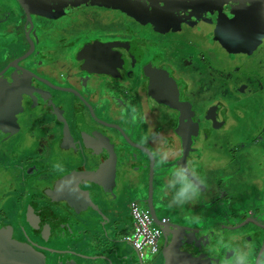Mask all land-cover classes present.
<instances>
[{
  "label": "flooded vegetation",
  "instance_id": "flooded-vegetation-1",
  "mask_svg": "<svg viewBox=\"0 0 264 264\" xmlns=\"http://www.w3.org/2000/svg\"><path fill=\"white\" fill-rule=\"evenodd\" d=\"M228 1L215 0L212 7L206 6L208 8L204 11H200L204 6L202 0L200 5L198 0L195 5L180 2L177 20L168 23L166 18V24L189 26L156 34L152 33L151 23L130 19L133 15L131 9L91 4L54 18L34 14L30 20L21 0H0L3 19L0 20V264H159L160 257L164 259L167 252L175 261V249L169 245L171 241L165 231V226L172 225L167 217L160 220L164 224L155 253L146 249L141 256L126 239L131 229L118 239L131 244L136 253L122 251L115 243L110 246L109 260L102 247L113 238L103 234L102 222L87 225L80 221L81 212L89 208L98 195H103L104 188L114 186L113 195L116 196L117 191L128 189L127 184L135 177L141 178L138 173L145 165L150 168L152 157L156 161L168 156L169 151L164 145L151 147L149 140L145 141L150 133L151 141L156 142L154 131L165 120L173 121L177 126L176 111L158 102L149 91V78L143 70L151 61L159 66H169L174 77L183 79V99L191 103L194 119L200 125L193 151L186 155L192 173L186 174L185 178L201 184L204 177H210L209 182L205 180L210 188L204 195L215 201L221 199L230 206L237 205L234 212H239L241 217L232 225L223 221L215 226L220 232L211 231L215 227L202 229L201 217L194 218L201 226L190 224L186 228L199 232L200 243L195 239L196 245L187 249L188 239L179 237L180 248L188 255L183 264H264V147L259 150L262 154L255 153V149L246 151L249 156L242 160L231 159L236 164L240 162L234 173H227L231 168L225 159L217 154L211 155L213 148L210 154L205 149V143L210 147L214 140L219 146L220 134L237 132L242 119L246 120L249 115L264 121V83L255 76V85H249L242 76L235 78L233 73L239 70L240 64L232 60L238 56L233 51H238L239 47L243 49L240 52H246L239 54L246 61L255 53L249 51L264 45V14L251 18L245 16L239 21L237 11L229 5L230 12H224L222 16L216 4L226 11ZM245 1L247 9L264 4L263 0ZM170 2L177 7L176 1ZM83 10H88L89 20L97 17L90 11H108L103 15L107 25L93 38L75 45L68 44L63 37L55 38L58 26L47 25L48 22ZM210 14L219 16L220 21H215V15L210 17ZM120 17L124 20L122 23H119ZM221 25L228 32L224 37L220 32ZM190 27L206 37L202 42L198 41L199 54L225 55L232 66L227 71L214 68L216 76L222 73L229 78L228 97L218 95L198 112L188 96L193 76L182 72L184 69L176 66L164 50L170 42L185 37ZM213 31L220 40L214 38ZM227 38L234 39L233 44L228 43L232 45H227L233 46L228 53L224 45ZM114 41L132 42L129 52L113 47L125 55L126 62L122 65L118 62L117 70L108 67L100 70L110 74L92 72L93 68L85 64L82 49L86 44L102 45ZM202 88L214 89L208 84ZM156 106H166L169 115L149 120L148 116L153 114L151 109L159 110ZM263 128L264 124H260L256 130L261 133ZM262 136L255 135L251 141L264 143ZM240 146H245V142H240ZM168 148L170 153L175 152L173 145L169 144ZM180 154L182 156L181 149ZM125 155L131 157L127 165L122 164ZM207 157L213 162L204 164ZM248 157H251V163L246 164L244 159ZM159 163L164 165L160 167L162 172L169 168L164 162ZM220 169L222 171L217 175L212 174ZM151 174L147 188L153 196L156 182L150 183ZM238 185L242 194L233 189ZM224 194L226 198H222ZM134 202L140 206L146 204L141 198L127 202L126 219L132 226L131 205ZM202 231L211 236L202 237ZM206 239H210L205 246L208 249L202 250ZM201 253L206 257L198 261Z\"/></svg>",
  "mask_w": 264,
  "mask_h": 264
},
{
  "label": "rangeland",
  "instance_id": "rangeland-1",
  "mask_svg": "<svg viewBox=\"0 0 264 264\" xmlns=\"http://www.w3.org/2000/svg\"><path fill=\"white\" fill-rule=\"evenodd\" d=\"M112 1H118V0H112ZM154 13H147L146 15H144L143 13H139V12H135L133 13V15H131L132 20L134 21H138L139 23H151L154 28V31L152 33H168L171 30L174 31H179L182 30V28L184 26H189V25H167L166 24V18H167V22H172L170 17L167 16V12H172L174 13V10H169L166 12V6L164 7V9L161 7H157L153 8ZM86 11L88 10H83V11H79L76 14L72 15V16H68V17H60L58 19H55L54 22H48L47 25H57V29L55 30V38H59V37H63L66 39V42L68 44H78L81 43L82 41H86L89 38H93V36L99 31L101 30V28H103L105 25V17L103 15H106L105 10H93L90 11L91 13H93V15L95 16V14H97V17L93 18V20H89V17L86 13ZM164 11V12H163ZM112 13V12H111ZM110 13L109 16H111L112 14ZM215 14H210L209 16L212 17ZM217 15L214 16L215 21H220V17H216ZM0 20H3L2 17L0 16ZM124 20H122V18L120 17L119 23H122ZM85 25H83V23ZM185 23V21H184ZM166 24V25H165ZM193 26V25H190ZM207 28H212L211 25H206ZM56 27V26H54ZM136 28H139L137 26H135ZM192 27H190V29L187 30V34L185 35V37L172 41L169 43L168 48L164 49L167 54L169 59L173 60L176 63V66L178 64V67H180L183 71L187 73L189 76H193L192 80H191V85L192 88L190 89V92L188 93L189 98L191 99L196 112L200 111L203 109V107H205V105L210 102L211 100H213L215 97H217L218 95H222L225 97H228V95L230 93L229 89H228V82H229V78L225 76V74H220L219 76H216L214 73V68H219L222 70L227 71L230 68H232V66H230L229 62H228V58L224 55L221 54V56L217 53H206V54H199V48H200V44H199V40L205 39L202 35L194 32L192 29ZM208 31L210 32L211 30L208 29ZM52 32V30H51ZM159 32V33H157ZM214 32V31H213ZM220 32L221 35L224 37V35L226 36L228 34L227 30H225L224 26H220ZM61 34V36H60ZM59 36V37H58ZM214 38H216L217 40H220V38L216 37V33L214 32L213 34ZM211 37V36H210ZM58 40V39H56ZM218 42V41H217ZM234 43V39L233 38H227L225 40V47L227 48V53L229 50H232V48L228 47L227 45H232V44H228V43ZM160 45V44H159ZM163 47V46H162ZM243 49L241 47H239L238 51H233L234 53H236V55L238 54V56H234V58L232 57V60H236L238 61V63L240 64V68L239 70H237L236 72H234L233 74H235V78H238V76H242L244 77L249 85H255V79H253V77H257L259 79L262 80V83H264V45H262V47L257 48L256 47L249 52H252L251 54H253L254 52V56L249 57L248 59H245L246 61L242 60L241 56H239V54H245L246 52H240ZM208 64H210L208 66ZM257 66L259 67L257 69ZM64 70H67L66 67H64ZM56 71L58 72V69H56ZM226 73V72H224ZM184 74V73H183ZM232 82V80L230 81ZM211 88L214 87V89H204L202 88L203 85H207ZM196 86V87H195ZM195 87V88H194ZM260 100H263V97L259 96ZM159 105V104H158ZM159 107L157 111H155V107L152 110L151 116H148V119L153 121L156 118H161V117H165L166 115H169L168 112L165 110V107L162 106H156V108ZM147 112H149V110L147 109ZM165 115V116H164ZM159 118V119H160ZM241 120V119H240ZM252 124V125H251ZM263 125L264 121L263 119L260 120V118L258 117V119H254V117L252 116H247L246 120L242 119L241 121V128H239L237 130V132L232 131L231 132H226V133H222L220 134L221 136L218 138H221V143L219 146H216L215 144V140L210 144V148L206 147V150L208 152H210L213 148L214 152L211 153V155L213 154H217V156L222 157V159L226 160V165L229 166L231 168L230 172L227 173H234L237 171L236 167L240 166V162H238L236 164L237 161L242 160L243 157H247L249 156V154H247L246 151L249 150H255L257 152V154H262L260 153V148L264 147L262 145H264V143H254L253 138L255 137V135H263L264 136V128L261 130L262 132L260 133L259 130H256V127H258V125ZM251 125V128H248V126ZM263 127V126H262ZM242 131V133H240L239 131ZM251 132V133H249ZM160 135V132H158ZM218 133H221V131H219ZM217 133V134H218ZM162 131H161V135H162ZM254 134V136H253ZM262 136V137H263ZM160 138V136H159ZM161 139V138H160ZM252 140V141H251ZM240 142H245V146H240ZM262 144V145H261ZM239 145L237 149L233 150V148ZM258 146V147H256ZM253 155L252 156H256L257 159L260 158L259 155ZM210 155V156H211ZM209 156V157H210ZM209 157H207V163H212L213 161L209 160ZM236 158V162L232 161L231 159ZM251 157L245 158V162L247 163H251ZM209 160V161H208ZM242 163V162H241ZM222 171V169L217 170V171H213L212 174L217 175L218 173H220ZM156 186H160L162 183L159 182L157 184V182L155 183ZM234 190H236L237 192H239V194H242L241 191V187L238 186H234L233 187ZM200 193V191H198ZM180 199H182L180 197ZM203 206L202 209H207L204 206V203H202ZM240 209V208H239ZM166 214L170 215L171 212L169 210H166ZM172 217V216H171ZM199 224H204V219H199ZM198 224V223H197ZM122 224H120L121 226ZM114 233V232H113ZM115 234V233H114ZM238 235V234H237ZM122 236V235H121ZM120 236V237H121ZM122 243H117V246L119 247V249H124L126 248V251H130V252H134L136 253V250L132 247L131 244H126V242H124L121 238L118 240ZM123 244V245H122ZM116 246V245H115ZM125 247V248H124ZM105 248V247H102ZM137 260V258H136ZM139 261V260H138Z\"/></svg>",
  "mask_w": 264,
  "mask_h": 264
},
{
  "label": "crops",
  "instance_id": "crops-1",
  "mask_svg": "<svg viewBox=\"0 0 264 264\" xmlns=\"http://www.w3.org/2000/svg\"><path fill=\"white\" fill-rule=\"evenodd\" d=\"M175 126V122H168V120H165L163 123H159V126L157 127L158 129L154 131L156 142H153V140L151 141L152 137L149 136L150 133H147L145 141L147 142V140H149V144L151 143V147H153L152 145L155 144L157 146L164 145V148L168 149L167 151H169L168 156L166 155L162 157V159H156L154 174H151V166L149 168L147 167V165H145L143 167V171L141 173H138L141 178L138 179L137 177H135L134 181L130 183L131 186L130 184H127L128 189L117 191L116 196L113 195V192L115 190L114 186H111L108 189L106 188V191L103 187V195H98L97 199L95 201H92L91 206L81 212L80 221L86 222L87 225H91L95 221L98 223L102 222L103 227L101 225L100 226L102 227L103 234L106 237L113 238L114 240H119V236L123 235L126 230L130 231L134 228V224L132 226L129 222H127L126 219V213L129 210V207L127 208V202L129 201V199L135 200L138 198H141L143 202L146 201L147 197L150 194L149 188H147L150 174V183H162L158 187L156 186V184H154L155 191L152 197L154 198L153 205L155 207V212L159 221L161 220V218L167 217L172 224L170 226L164 225L165 231L171 241L169 245H172L175 242V237L187 238L188 242L185 244V247H187V249L196 245L195 239L200 243L199 232L197 233L186 228L190 224L198 225L197 223H195L194 218L201 217V219H204V224H202V226L198 225L201 226L204 230L215 227L223 221H226L227 224L232 225L237 219H240V213L234 212L237 205L230 206L229 204H226V202H223L221 199L219 201H215L212 198H208L206 197V195H204L209 191L208 188L210 187L207 185L208 183L206 181L209 182L210 177H204V179H202V183L199 184L196 180H187L182 168L181 170H178L180 167V165L178 164L180 160H182V157L180 154L181 143L179 139H177L173 131V128ZM157 131L160 132V135ZM161 131L163 133L162 135ZM159 136L161 139L159 138ZM171 137L174 138L171 139ZM162 140L163 143H161ZM169 144L174 146L175 152L170 153L171 151L168 148ZM206 147H208V143H205V149ZM206 153L210 154V152H208L207 150ZM159 161L164 162L166 165H169V168H167V170H163L164 173L166 172L165 175L160 169V167L164 165L163 163H159ZM206 163L207 158H205L204 164ZM253 173L256 174L257 171ZM188 184L193 185L197 189V191L195 193L189 192L188 194L182 196L181 191ZM199 190L201 193L198 192ZM225 194L222 198H226ZM180 197L182 199H180ZM202 203H204V206L207 209H202ZM145 206L149 207L146 204ZM166 210H169L171 214H166ZM120 224L122 225L120 226ZM159 224L163 226L164 223L160 221ZM202 232L204 234L202 235V237L206 236L204 238L211 236V234L206 233V231ZM209 240L210 239L204 240L205 243H202V250L208 249V246H205L207 245ZM118 243L122 242L118 241ZM122 251H126V248L125 250L122 249ZM173 253L174 252L172 251L171 256L173 255ZM169 255L170 254H168L167 252L164 255V259L160 257L161 260L159 259V264H162V262L166 264H177L175 261H172V259L169 258ZM173 257H176L175 254L173 255Z\"/></svg>",
  "mask_w": 264,
  "mask_h": 264
},
{
  "label": "water",
  "instance_id": "water-1",
  "mask_svg": "<svg viewBox=\"0 0 264 264\" xmlns=\"http://www.w3.org/2000/svg\"><path fill=\"white\" fill-rule=\"evenodd\" d=\"M24 10L27 13L29 19L31 20L32 15H40L44 17L54 18L59 15L74 11L80 7L88 6V5H99L103 7L110 8H121V9H131L132 13L139 12L146 15L147 13H154L153 8L164 7L166 6V12L169 10H174V13L167 12V16L170 17L171 21H176L177 16L179 14L178 6L181 3L189 2L187 5H195V1L197 0H21ZM170 1H176L177 7L172 4ZM204 6H202L200 11L207 10L209 5L212 7L215 0H202ZM200 5V0H198ZM228 5H226L224 9L216 4V7L221 11L222 16L225 15L224 12H230L229 5L233 7L237 11L238 20L243 21V17H252L264 14V4L255 7L254 9L246 8L245 0H229ZM264 3V0H263ZM208 6V7H206ZM206 7V8H205ZM164 12V11H163ZM264 17V16H263ZM261 17V18H263ZM171 26V25H170ZM224 26V25H221ZM241 26V25H239ZM243 26V25H242ZM132 42L129 41H114V42H105L102 45L100 44H86L82 49V55H85L86 62L85 64L89 65V67L93 68L94 71L98 73H108V71H100L107 70L103 67H108L110 70H117L119 66L118 62L124 64L126 62V57L121 52H117L113 50L114 46L121 47L125 49L127 52L130 51V47ZM82 60V58H80ZM121 64V65H122ZM87 65V67H88ZM120 65V66H121ZM145 75L149 78V91L151 95L160 103H164L172 108L175 112L174 117L177 123L175 133L178 135L181 143V151H182V160L178 164L183 169L184 174H191V170L188 164L189 158L186 157L187 154H190L193 151V142L194 138L198 135V130L200 125L194 119V109L191 103L183 99L184 97V88L185 82L182 78H176L172 75L171 69L167 65L159 66L155 61H151L150 64L146 65L144 68ZM24 85V84H23ZM75 144V143H74ZM74 144L71 147H74ZM72 152V151H71ZM76 155V154H75ZM131 160V157L128 155L123 156L122 164L127 165ZM155 168V160L152 157L151 162V172H154ZM179 168L178 170H181ZM152 184V182H151ZM107 189L105 188V191ZM146 204H148L151 214L156 221L157 224L160 223L157 215L155 213V208L153 206L152 195L150 192L149 199H146ZM161 225V224H159ZM169 226V224L167 225ZM219 227H215L212 230H218ZM196 231V230H195ZM198 233V231H196ZM110 240V239H109ZM175 242L172 244L175 249V262L178 264H183L184 261L188 260V255L186 256V251L180 248V239L178 237L174 238ZM118 243V240L111 239L108 242L104 243V247L107 251V255L105 258L109 260L111 248L110 246ZM116 252L120 253L118 249H115ZM121 251V250H120ZM198 261H202V258L206 257L205 254L201 253L198 255ZM199 263V262H198ZM200 264V263H199Z\"/></svg>",
  "mask_w": 264,
  "mask_h": 264
},
{
  "label": "built area",
  "instance_id": "built-area-1",
  "mask_svg": "<svg viewBox=\"0 0 264 264\" xmlns=\"http://www.w3.org/2000/svg\"><path fill=\"white\" fill-rule=\"evenodd\" d=\"M131 213L134 228L130 235L126 236V239L132 242L141 256L144 255L146 249L155 253L161 236V225L156 223L149 207L140 206L134 202L131 205Z\"/></svg>",
  "mask_w": 264,
  "mask_h": 264
},
{
  "label": "clouds",
  "instance_id": "clouds-1",
  "mask_svg": "<svg viewBox=\"0 0 264 264\" xmlns=\"http://www.w3.org/2000/svg\"><path fill=\"white\" fill-rule=\"evenodd\" d=\"M196 191H197V189L193 185L188 184L182 189L181 195L184 196V195L188 194L189 192L195 193Z\"/></svg>",
  "mask_w": 264,
  "mask_h": 264
}]
</instances>
